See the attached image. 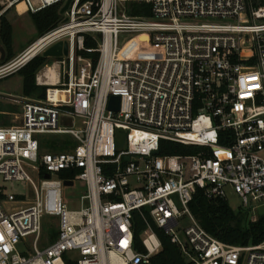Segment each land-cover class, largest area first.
<instances>
[{"label":"built area","instance_id":"1","mask_svg":"<svg viewBox=\"0 0 264 264\" xmlns=\"http://www.w3.org/2000/svg\"><path fill=\"white\" fill-rule=\"evenodd\" d=\"M132 3L149 4V14H130ZM53 4L58 23L0 62L1 80L67 43L53 58L56 80L36 74L45 97L0 122V179L30 190L26 199L0 185V264H150L160 248L154 232L142 234L145 252L133 242L132 213L143 209L186 264H264V240L223 243L189 209L197 188L264 204V0H0V14ZM139 35L151 44L127 46ZM43 134L74 145L41 152ZM162 139L203 149L160 155ZM65 182L83 186L75 209ZM45 217L55 237L41 245Z\"/></svg>","mask_w":264,"mask_h":264},{"label":"trees","instance_id":"2","mask_svg":"<svg viewBox=\"0 0 264 264\" xmlns=\"http://www.w3.org/2000/svg\"><path fill=\"white\" fill-rule=\"evenodd\" d=\"M59 8L60 4H53L35 13H29L31 23L37 36L50 30L58 23L60 17ZM129 13L132 15H147L149 14V4L132 3ZM0 44L4 49V57L0 62L11 59L13 57L12 26L4 13L0 14ZM149 44L151 43L148 35H139L131 38L127 46H147ZM86 45L94 46L95 44L91 40H87ZM47 59L48 58L43 57L41 54L36 55L17 71L22 78L23 96L36 97L39 99L45 97V89L47 86L36 84V74L46 63ZM4 108L8 109L7 106ZM3 111H5V109L2 110L1 108L0 122L2 124H9L2 116ZM61 136L62 138L60 139L56 137L49 141L46 147L50 148V151H63L67 149L69 145H74V142L69 136ZM200 149L203 148L164 139L159 142L160 155H190L196 153ZM60 176L68 177V173H60ZM189 209L197 222L209 234L223 243L230 245H246L249 243L256 244L264 240V213L260 214L255 220L247 221L245 224L243 218L248 210L240 209L242 214H238L224 199L207 198L202 190L198 188L189 202ZM243 211L245 213H243ZM148 227L154 232L160 242V248L150 257V264H186L179 248L171 241L164 230L153 222L146 209H143L142 212L133 211L132 213L133 242L134 248L137 251H146L142 242V234Z\"/></svg>","mask_w":264,"mask_h":264},{"label":"rangeland","instance_id":"3","mask_svg":"<svg viewBox=\"0 0 264 264\" xmlns=\"http://www.w3.org/2000/svg\"><path fill=\"white\" fill-rule=\"evenodd\" d=\"M21 5V4H20ZM19 7V6H18ZM22 9V5L20 7ZM6 18L9 20L12 26V48L13 57L15 58L24 48H26L36 37V31L31 23L28 13L22 12L18 13L13 9H8L4 12ZM119 43L121 44L124 36L119 35ZM39 55V54H38ZM55 65L56 75L59 73L58 66L56 65L55 59L48 58L46 63L38 70L37 75H42L47 66ZM25 100L38 101L41 100L36 97H26L22 95V78L15 72L12 75L0 80V109H5L3 111V117L10 124L16 121V116H19L21 112V104ZM9 109H6V107ZM62 138L61 135L43 134L39 135L38 139L44 144L40 149L41 152L50 151V148L46 147L49 141ZM56 141V140H55ZM60 141V140H58ZM73 141V140H72ZM74 142V141H73ZM121 146L124 145V140L120 142ZM71 147V145H69ZM0 185L5 189V192L14 193L17 195H24L25 198H30V190L28 186H24L20 182L13 181H2L0 179ZM83 192V186L80 183H64V188L62 191L63 199L67 202V207L69 209H75L79 205V195ZM226 203L238 214H242L241 210H248L245 213L243 221L246 222L257 218L260 214L264 213V204L251 202L250 200H244L237 194L231 191L230 188L225 190ZM250 205L247 208L244 205ZM241 209V210H240ZM240 210V211H239ZM239 216V215H238ZM53 218L45 217L43 219V231L40 236L39 243L41 245H46L51 242L55 237V229L51 227L53 223ZM183 227L187 226L189 220L186 215H183L179 219ZM54 223L56 221L54 220Z\"/></svg>","mask_w":264,"mask_h":264},{"label":"water","instance_id":"4","mask_svg":"<svg viewBox=\"0 0 264 264\" xmlns=\"http://www.w3.org/2000/svg\"><path fill=\"white\" fill-rule=\"evenodd\" d=\"M69 1H67L64 6L60 9V12H63L67 5H68ZM67 53V43L64 41H58L54 44H52L51 46H49L48 48H46L43 52H42V56L45 58H57L60 57L62 55H65ZM4 57V49L2 47V45L0 44V60H2ZM108 107L110 109L113 110H117L119 107V97L118 96H111L109 98V103H108ZM153 153H158L157 151H153ZM125 160H128V156L125 157ZM45 178L49 177L48 173L44 174ZM69 183V182H65Z\"/></svg>","mask_w":264,"mask_h":264},{"label":"bare ground","instance_id":"5","mask_svg":"<svg viewBox=\"0 0 264 264\" xmlns=\"http://www.w3.org/2000/svg\"><path fill=\"white\" fill-rule=\"evenodd\" d=\"M19 7H21V5H18ZM35 51L32 50L29 52V56L34 54ZM45 75L49 78V80L51 81H55L56 80V70H55V65L53 64L52 66H47L44 70Z\"/></svg>","mask_w":264,"mask_h":264}]
</instances>
